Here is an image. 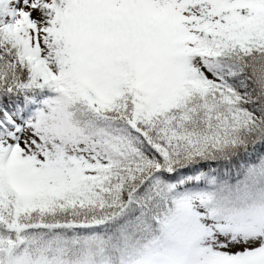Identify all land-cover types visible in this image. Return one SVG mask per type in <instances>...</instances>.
<instances>
[{
    "label": "snow or ice",
    "instance_id": "6c2138e0",
    "mask_svg": "<svg viewBox=\"0 0 264 264\" xmlns=\"http://www.w3.org/2000/svg\"><path fill=\"white\" fill-rule=\"evenodd\" d=\"M0 264H264V0H0Z\"/></svg>",
    "mask_w": 264,
    "mask_h": 264
}]
</instances>
